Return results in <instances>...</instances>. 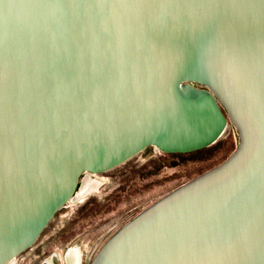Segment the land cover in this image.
<instances>
[{
	"label": "water",
	"instance_id": "obj_1",
	"mask_svg": "<svg viewBox=\"0 0 264 264\" xmlns=\"http://www.w3.org/2000/svg\"><path fill=\"white\" fill-rule=\"evenodd\" d=\"M228 122L231 153L90 264H264V0H0V264L86 171L202 149Z\"/></svg>",
	"mask_w": 264,
	"mask_h": 264
},
{
	"label": "rangeland",
	"instance_id": "obj_2",
	"mask_svg": "<svg viewBox=\"0 0 264 264\" xmlns=\"http://www.w3.org/2000/svg\"><path fill=\"white\" fill-rule=\"evenodd\" d=\"M238 135L228 122L213 144L185 153L147 146L125 162L95 175L99 187L61 207L14 264H41L73 249L72 264H90L101 245L128 219L176 186L225 159ZM102 178V179H101ZM95 180L89 179L88 183Z\"/></svg>",
	"mask_w": 264,
	"mask_h": 264
},
{
	"label": "bare ground",
	"instance_id": "obj_3",
	"mask_svg": "<svg viewBox=\"0 0 264 264\" xmlns=\"http://www.w3.org/2000/svg\"><path fill=\"white\" fill-rule=\"evenodd\" d=\"M154 147L158 149L156 146ZM97 174H100V173L86 171L81 177V185L78 188L77 192L70 200L66 202L64 206L68 205L71 202L75 203L78 200H82L90 191L97 189L99 187L98 179L95 178V175L98 176ZM92 178H94L95 180H92V182L88 183L89 179H92ZM72 253H73V249H68L64 253V255H60L59 252H54L53 254H51V256H49L48 258L44 260L45 264H72V256H73ZM19 256L20 254L13 257L10 261L7 262V264H14L17 260V257Z\"/></svg>",
	"mask_w": 264,
	"mask_h": 264
}]
</instances>
